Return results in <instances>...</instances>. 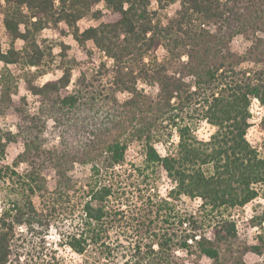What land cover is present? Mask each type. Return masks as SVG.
I'll return each mask as SVG.
<instances>
[{
  "label": "trees",
  "instance_id": "16d2710c",
  "mask_svg": "<svg viewBox=\"0 0 264 264\" xmlns=\"http://www.w3.org/2000/svg\"><path fill=\"white\" fill-rule=\"evenodd\" d=\"M3 1L0 117L16 122L0 126V165L9 144L23 151L5 167L18 189L0 213V264H43L56 219L70 221L61 245L111 264L262 255L263 244L240 241L233 212L264 199V114L260 146L246 138L251 102L264 108V0ZM86 18L96 24L80 31ZM46 30L58 34V52L39 40ZM66 34L82 56L69 53ZM87 45L103 55L98 64ZM53 67L60 76L38 84ZM49 122L59 139L51 146ZM201 122L215 129L207 141L195 135ZM133 145L142 164L131 169ZM75 166L88 167L84 184ZM157 171L171 183L166 197ZM180 198L199 201L196 211L180 214ZM247 225L264 226V204Z\"/></svg>",
  "mask_w": 264,
  "mask_h": 264
},
{
  "label": "rangeland",
  "instance_id": "374dc122",
  "mask_svg": "<svg viewBox=\"0 0 264 264\" xmlns=\"http://www.w3.org/2000/svg\"><path fill=\"white\" fill-rule=\"evenodd\" d=\"M3 3V0H0ZM155 5V0H151ZM176 7H172L171 11H174ZM96 23L88 18L82 20L79 23V29L84 30L89 26H93ZM62 41L70 47V54L76 52V56L80 57L83 55V52L78 49L75 43L72 40V37L69 34H66L65 37L61 38ZM39 40H44L45 44L53 43L54 52H58V47L56 46L57 41L59 40L58 34L54 33L53 30H46L40 36ZM8 45V41L3 34L2 27V16L0 15V46L2 49H5ZM17 47H20V44H17ZM244 44L241 40H236L233 43L234 49H242ZM87 50L90 52L89 56H92V59L98 64L100 60H103L101 54L96 51L91 45H87ZM158 54L161 56L163 51L159 50ZM0 65V71H1ZM14 74H18V69L15 67L11 68ZM33 70V68H32ZM61 72L53 67L52 71L49 73L39 77L37 79L38 84H43L48 80H54L60 76ZM17 96H22L26 94L25 85L23 82H18L17 84ZM125 95L121 94L119 98H123ZM31 112H33L32 106H30ZM251 118L249 120L250 126L247 130L246 138L248 142L254 147H259L261 144L263 133L259 128L260 120L264 114V108L257 102L252 101L249 107ZM16 122V117L14 115H8L7 117H0V126L9 127L11 130L14 129V123ZM214 128L209 125L207 122H201L197 127L195 132L196 137L199 140L207 141L211 134L214 132ZM59 139L57 136L51 135V122L48 124L47 128V141L46 145H56ZM157 150L159 153H163L162 148L157 146ZM23 151V147L21 144H9L6 148L5 157L0 165V213L4 208L6 209L11 204V200L14 198L18 187L13 181L10 179V172L5 170V167L8 166V170H11V164L16 159L17 155ZM126 163L127 168H134L135 166H139L142 164V156L140 154V149L136 146H131L126 154ZM17 171L21 172V167L17 169ZM16 171V172H17ZM74 176L78 182L84 184L89 175L88 167L81 168L79 166H75ZM155 187L156 191L162 196L166 197L168 191L170 190L171 183L166 178L165 174L160 171H157L155 176ZM199 201L189 200L187 198H180L179 203H177V209L180 214L195 212L198 208ZM258 204H264V199L258 198L243 208L235 210L233 212V218L236 221L238 228V236L241 242H244L248 245H262L264 247V226L262 228H250L247 225V221L252 217L254 209ZM174 224L173 226H175ZM174 228H177L175 226ZM58 229L61 230H69L70 229V221H61L56 219L53 224H51V228L49 229L48 235L45 236V248L43 250L42 260L43 264H111V262H107L102 256L99 255L98 251L92 248H89L84 254L79 255L72 251L70 248L65 245L60 244V237L58 235ZM19 231H23L21 228ZM183 260L180 262L181 264H211L212 262L205 257H201L198 255H189L186 256L183 253H178ZM245 264H264V249L262 255H257L253 253L245 254L244 258ZM20 264H24V259L21 257L19 259ZM11 264H16L13 262Z\"/></svg>",
  "mask_w": 264,
  "mask_h": 264
},
{
  "label": "built area",
  "instance_id": "2783aa9c",
  "mask_svg": "<svg viewBox=\"0 0 264 264\" xmlns=\"http://www.w3.org/2000/svg\"><path fill=\"white\" fill-rule=\"evenodd\" d=\"M254 100H255V99H254ZM254 100H253V101H254ZM255 101H257V100H255ZM257 102H258V101H257ZM258 103H259V102H258Z\"/></svg>",
  "mask_w": 264,
  "mask_h": 264
}]
</instances>
